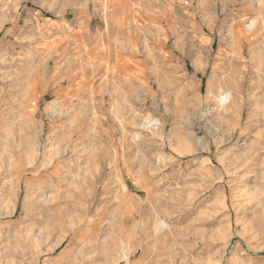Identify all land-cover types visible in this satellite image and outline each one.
<instances>
[{
  "label": "rangeland",
  "instance_id": "1",
  "mask_svg": "<svg viewBox=\"0 0 264 264\" xmlns=\"http://www.w3.org/2000/svg\"><path fill=\"white\" fill-rule=\"evenodd\" d=\"M0 264H264V0H0Z\"/></svg>",
  "mask_w": 264,
  "mask_h": 264
},
{
  "label": "bare ground",
  "instance_id": "2",
  "mask_svg": "<svg viewBox=\"0 0 264 264\" xmlns=\"http://www.w3.org/2000/svg\"><path fill=\"white\" fill-rule=\"evenodd\" d=\"M251 25H252V24H251ZM251 25H250V26H251Z\"/></svg>",
  "mask_w": 264,
  "mask_h": 264
}]
</instances>
